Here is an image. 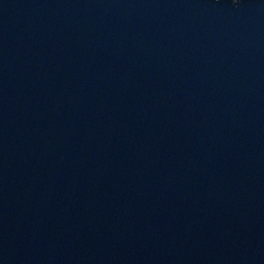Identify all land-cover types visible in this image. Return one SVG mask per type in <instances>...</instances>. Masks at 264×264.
I'll use <instances>...</instances> for the list:
<instances>
[{
	"label": "water",
	"instance_id": "obj_1",
	"mask_svg": "<svg viewBox=\"0 0 264 264\" xmlns=\"http://www.w3.org/2000/svg\"><path fill=\"white\" fill-rule=\"evenodd\" d=\"M0 264H264V0H0Z\"/></svg>",
	"mask_w": 264,
	"mask_h": 264
}]
</instances>
